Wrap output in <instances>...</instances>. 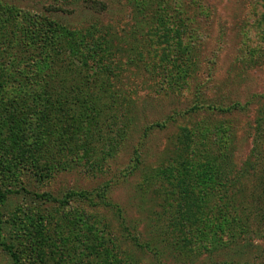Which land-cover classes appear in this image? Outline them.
<instances>
[{
    "label": "rangeland",
    "instance_id": "1",
    "mask_svg": "<svg viewBox=\"0 0 264 264\" xmlns=\"http://www.w3.org/2000/svg\"><path fill=\"white\" fill-rule=\"evenodd\" d=\"M101 1L107 8L89 0H0L83 34L107 28L116 47L122 46V52L112 46L113 56L123 59L122 70L104 71L108 79L97 77L89 90L72 86V73L64 77L83 117L71 130L75 138L63 139L61 154L73 160L89 147L101 164L96 170L79 163L40 169L28 150L44 159L45 141L0 133V185L16 191L1 207L0 264H13L7 245L26 264H213L223 256L244 264L256 257L263 264L264 237L226 245L228 225L217 211L223 191L207 208L205 220L213 221L203 227L207 236L188 231L191 244H170L183 243L178 228L184 222L177 220L179 195H167L162 186L177 188L187 144L201 171L208 174L211 164L228 167V180L253 159L264 110V0ZM160 6L168 10L162 32L168 31L170 46L154 35ZM146 42L150 46L141 53ZM125 49L134 58L127 66ZM170 54L178 60H169ZM86 73L83 68L81 75ZM260 170L241 176L245 204ZM220 180L225 184V177ZM215 230L223 237L215 240ZM253 230L263 235L264 224L254 221Z\"/></svg>",
    "mask_w": 264,
    "mask_h": 264
},
{
    "label": "trees",
    "instance_id": "2",
    "mask_svg": "<svg viewBox=\"0 0 264 264\" xmlns=\"http://www.w3.org/2000/svg\"><path fill=\"white\" fill-rule=\"evenodd\" d=\"M89 2L99 4L104 9L107 8L105 1L89 0ZM167 15L168 10L165 7L160 6L156 10L154 16L158 20V31H155L154 35L157 42L168 43L170 46L169 33H164L168 31L162 32V28L167 29V27H162L163 20ZM110 34L107 28H94L91 32L83 34L81 31L72 30L63 24L59 25L41 14L26 12L23 14L15 7L0 5V115L4 117L0 133H5L8 139H12L11 135L17 137L25 133L35 137L37 143L45 141L40 144L41 146L45 144L48 149V155L44 159L37 150H28L29 156L31 155L30 161L36 167L45 168L47 171L54 168L66 170L75 168L74 164L79 163L88 170H96L97 165H101L97 162L99 158H96L95 161L90 157L89 147L83 148L84 155H76L73 160L64 158L65 156L61 154L62 145H64L63 139L65 137L75 138L76 134L75 136L74 133L72 134L73 127L77 125L79 116L83 117V106L79 104L75 93H71V90L68 89L69 83L64 77L72 73L75 82L72 86L82 84V92L93 87L98 80L97 77L104 81L108 79L104 71L116 68L122 70L123 59L120 56L117 58L113 56L114 54L110 50L112 46H115L116 51L120 49L119 52H122V46L117 45V48L112 37H108ZM112 36L118 37L116 34ZM146 44L147 46L141 44L139 48L137 47L141 53L144 49L149 48L150 43L146 42ZM122 54L127 56L125 65L132 64L134 58L128 49L123 50ZM170 55L169 60L174 62L178 60L172 54ZM112 56L113 59H111ZM111 65L116 66L112 67ZM164 65L166 66V63ZM143 66L147 67L148 65L143 63ZM83 68L89 74L81 75ZM167 70L166 67L162 71L167 72ZM175 70L179 76H182L180 67L177 66ZM262 111L263 114L257 124L256 140H259L253 149V159L247 160L239 170V175L232 180L227 179V174L230 172L228 167L224 171L221 165L211 164V171L206 174V170L199 169L202 166L200 161L192 162L188 144L181 148L179 166L183 173L178 176L175 182L177 188L167 191V188L170 187L169 184L162 186L167 195L176 197L179 195L178 198H175L180 214L177 220L184 222V227L178 228L179 237L183 243L170 242V244L176 247L191 244V238H187L188 231L192 232L190 236L193 233L197 235L203 233L204 236H207L203 227H207L206 222H213L211 219L205 220L207 218L205 215L210 211H207V208L218 196L217 192L220 191H223V198L217 206V211L229 228L226 230L230 234L226 245L228 246L232 239L235 242H241L245 239L252 241L264 237V234L260 235L253 230L254 221L264 224V127L262 124L264 110ZM71 130L73 131L71 132ZM75 147L74 145V149ZM3 149L7 150L5 147ZM85 157L89 158V161L82 162L83 159L87 160ZM259 165L261 173L257 176V185L249 195L250 202L245 204L244 188L240 179L248 171L257 172ZM192 175L198 178L196 179ZM216 176H218V180L214 179ZM221 177H225V184L221 183ZM8 186L9 184L7 187L0 185V213L8 196L16 192ZM157 193L159 192L157 191ZM236 198H239V201H236ZM237 209H239V213ZM170 221L171 225H175L173 219ZM212 228L213 226L210 229ZM219 233L215 230V240L223 237ZM201 242H207V240H201ZM5 248L10 252L13 264H26L12 249V246L7 245ZM256 259L255 257L251 263L248 261L245 264H261ZM213 264L244 263L223 256L215 260Z\"/></svg>",
    "mask_w": 264,
    "mask_h": 264
}]
</instances>
